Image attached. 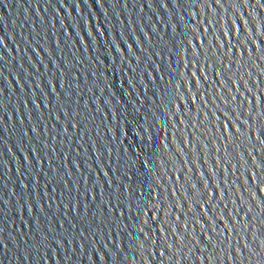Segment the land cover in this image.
Segmentation results:
<instances>
[{
  "label": "water",
  "instance_id": "water-1",
  "mask_svg": "<svg viewBox=\"0 0 264 264\" xmlns=\"http://www.w3.org/2000/svg\"><path fill=\"white\" fill-rule=\"evenodd\" d=\"M0 264H264V0H0Z\"/></svg>",
  "mask_w": 264,
  "mask_h": 264
}]
</instances>
